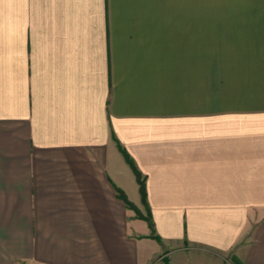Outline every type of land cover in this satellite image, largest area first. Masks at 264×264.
Returning a JSON list of instances; mask_svg holds the SVG:
<instances>
[{
    "label": "crops",
    "instance_id": "crops-1",
    "mask_svg": "<svg viewBox=\"0 0 264 264\" xmlns=\"http://www.w3.org/2000/svg\"><path fill=\"white\" fill-rule=\"evenodd\" d=\"M228 256L264 264V0H0V264Z\"/></svg>",
    "mask_w": 264,
    "mask_h": 264
},
{
    "label": "trees",
    "instance_id": "trees-1",
    "mask_svg": "<svg viewBox=\"0 0 264 264\" xmlns=\"http://www.w3.org/2000/svg\"><path fill=\"white\" fill-rule=\"evenodd\" d=\"M123 153L125 154V157L127 158V160H129V162H131V159L129 158V156L127 155V153L125 151H123ZM133 169L136 173L137 176V180L139 182L140 185V192H141V196H142V200L143 202H146V193H145V186H144V179L141 176V173L136 169V167L134 166V164L131 162ZM119 196L127 203L129 204L128 200L126 199L125 195L123 194V192L121 190H119Z\"/></svg>",
    "mask_w": 264,
    "mask_h": 264
},
{
    "label": "rangeland",
    "instance_id": "rangeland-1",
    "mask_svg": "<svg viewBox=\"0 0 264 264\" xmlns=\"http://www.w3.org/2000/svg\"><path fill=\"white\" fill-rule=\"evenodd\" d=\"M166 247V249H170V247H171V245H166L165 246ZM153 254H150V257L152 256ZM167 258V257H166ZM165 262L168 264L169 262H168V260L167 259H165ZM225 264H239V262H238V260L236 259V257H234V256H228L226 259H225V262H224Z\"/></svg>",
    "mask_w": 264,
    "mask_h": 264
}]
</instances>
